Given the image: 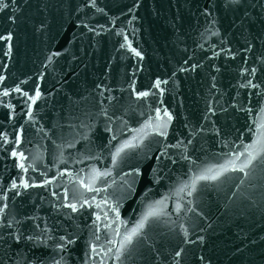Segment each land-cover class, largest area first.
<instances>
[{
    "label": "water",
    "instance_id": "obj_1",
    "mask_svg": "<svg viewBox=\"0 0 264 264\" xmlns=\"http://www.w3.org/2000/svg\"><path fill=\"white\" fill-rule=\"evenodd\" d=\"M262 126L264 0H0V264H264Z\"/></svg>",
    "mask_w": 264,
    "mask_h": 264
},
{
    "label": "snow or ice",
    "instance_id": "obj_2",
    "mask_svg": "<svg viewBox=\"0 0 264 264\" xmlns=\"http://www.w3.org/2000/svg\"><path fill=\"white\" fill-rule=\"evenodd\" d=\"M136 54L139 55V53H136ZM142 95H146V93H142ZM262 127H264V126H262ZM127 147H131V144L123 145L120 149L117 150L116 155L119 156L120 152H122L124 150V148H127ZM14 155H15V153H14ZM237 159H239V157H237ZM252 159H254V157H252L251 154H249V159H248L247 163H245L239 170L243 171L245 167H248L249 164L251 163ZM21 167H23V165H21ZM209 171H211V170H209ZM219 175H220V173H217L216 175H202V176L197 177V179H199V180H208V179L215 180L218 178ZM13 186L15 187V185H13ZM25 187H27V184H25ZM157 214L158 213L156 212L155 209H150L148 211V213L146 214V216L144 217V220H147L148 217L155 216ZM144 220H142L141 223L139 225H137V228H134L132 230L131 234L125 236L124 241L126 243H131L132 238H133V236H135L137 234L138 229H142L144 227ZM123 246L124 245L122 244L121 247H123ZM177 255H179V253H177Z\"/></svg>",
    "mask_w": 264,
    "mask_h": 264
}]
</instances>
